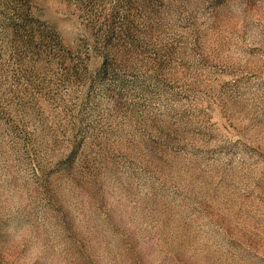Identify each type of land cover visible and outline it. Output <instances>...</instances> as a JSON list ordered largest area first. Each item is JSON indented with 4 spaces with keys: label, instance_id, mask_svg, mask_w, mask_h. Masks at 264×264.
<instances>
[{
    "label": "rangeland",
    "instance_id": "obj_1",
    "mask_svg": "<svg viewBox=\"0 0 264 264\" xmlns=\"http://www.w3.org/2000/svg\"><path fill=\"white\" fill-rule=\"evenodd\" d=\"M0 264H264V0H0Z\"/></svg>",
    "mask_w": 264,
    "mask_h": 264
}]
</instances>
